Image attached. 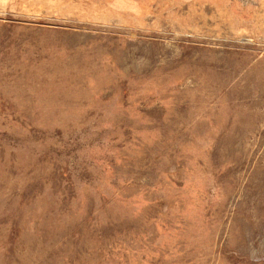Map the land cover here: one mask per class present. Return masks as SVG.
<instances>
[{"label":"rangeland","instance_id":"1","mask_svg":"<svg viewBox=\"0 0 264 264\" xmlns=\"http://www.w3.org/2000/svg\"><path fill=\"white\" fill-rule=\"evenodd\" d=\"M264 0H0V264H264Z\"/></svg>","mask_w":264,"mask_h":264},{"label":"bare ground","instance_id":"2","mask_svg":"<svg viewBox=\"0 0 264 264\" xmlns=\"http://www.w3.org/2000/svg\"><path fill=\"white\" fill-rule=\"evenodd\" d=\"M263 191H264V189H263Z\"/></svg>","mask_w":264,"mask_h":264}]
</instances>
